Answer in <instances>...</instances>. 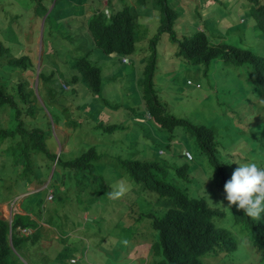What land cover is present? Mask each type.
<instances>
[{
  "label": "rangeland",
  "instance_id": "rangeland-1",
  "mask_svg": "<svg viewBox=\"0 0 264 264\" xmlns=\"http://www.w3.org/2000/svg\"><path fill=\"white\" fill-rule=\"evenodd\" d=\"M106 1L0 0L1 85L17 98L15 105L0 108V151L4 147L5 151H13L6 143V146L1 144L4 139L2 131L7 126L14 128L15 119L20 118L25 128H43L49 138L50 151L60 155L62 160L72 159L94 147L101 156L93 163L91 178L102 176L103 190L110 187L112 191L119 184L128 188L118 199L108 195V201L100 200L94 204L92 207L100 210V216L92 207H85V203H76L71 190L73 201L65 208L70 213L65 220L75 221V227L68 229L63 223L61 214L64 208L59 211L52 208L55 214L48 216L53 221L59 213L60 218L55 225H43V235L34 233L37 242L26 247L38 254L30 259L31 263L57 264V260L58 264H71V257L79 259L72 264L153 263V249L139 245L143 241L151 242L149 235L156 236L150 218L142 212L156 210L155 202L161 199L154 192H148L141 183L130 179L117 162L120 157L165 160L166 165H173L176 172L179 167L187 165V184L177 176L172 179L174 184L188 189L192 196H205L210 206L222 211L221 216L214 217V222L227 228L237 241V248L232 252L217 251L202 256L205 263L264 264V252L253 247L249 231L235 221L231 209L221 202L223 198L216 170L207 154L183 125L178 124L169 130L155 118L147 119V108L142 99V66L146 61L143 54L150 52L149 45L156 48L158 57L153 78L156 93L168 113L212 128L219 146L218 157L230 175L237 166L231 163L233 159L240 162L254 159L264 166V95L251 76L252 66L249 63L234 64L220 57L212 59L207 66L190 62L176 54V44L166 32L150 41L158 34L162 15L158 0H145L143 4L137 0H109V6L120 1L137 8L139 41L135 52L126 55L129 63L121 69L116 63L119 71L110 77L106 67L108 58L101 48L92 45L91 41L88 43L85 33L87 15H91L96 7L106 6ZM167 3L178 13L173 28L180 36L203 30L213 44L229 43L250 48L264 56V31L252 17L247 0H167ZM86 46L83 53L81 47ZM88 50L89 59L103 69L100 93L92 92L77 64ZM25 54L30 55V59L20 61L29 67L9 66L10 59L16 60ZM116 56L119 60L122 54ZM108 118L114 121L103 123L104 126L115 125L110 130L100 125ZM60 121L64 127L74 130L66 139L57 130ZM21 146L25 147L22 143ZM185 150L191 153V157L185 156ZM14 157L24 160L20 150L14 152ZM45 162L50 165V161L44 158ZM9 165L10 158L0 156V166ZM33 165L32 157L31 165L24 167L23 174L12 176L13 182L20 176H27L26 191H34L37 189V179L32 174L34 168L37 175H41L38 177L45 181L44 185L48 184L53 191V200L56 199L60 194L58 189L68 182L60 172L61 168L67 170V167L56 164L47 174L46 170L42 173L43 167ZM79 175L80 188H75L74 195L84 200L98 196L84 173ZM181 178L185 179L183 175ZM70 180L75 182L74 177ZM6 191L19 193L22 190L17 185H9ZM147 193H152L151 198H146ZM46 196L45 189L39 198L45 199ZM57 204L58 200L48 202L45 208ZM1 210H4L3 204ZM165 211L166 207L161 213ZM125 236L130 237L129 245L123 238ZM135 244L137 248L132 250ZM148 251L151 254L144 258Z\"/></svg>",
  "mask_w": 264,
  "mask_h": 264
},
{
  "label": "trees",
  "instance_id": "trees-1",
  "mask_svg": "<svg viewBox=\"0 0 264 264\" xmlns=\"http://www.w3.org/2000/svg\"><path fill=\"white\" fill-rule=\"evenodd\" d=\"M108 1L107 6L111 11L110 17L106 15L103 9L93 11L94 13L87 19L85 30L92 37L94 44L105 53L131 54L135 52L137 46V8L120 1L111 3L112 5L109 6ZM254 1L256 6H253V15L258 25L263 26L264 2L261 4L259 0ZM158 2L162 6V15L158 34L150 41H155L161 33L166 32L170 40L177 44V54L190 62L204 63L207 66L213 58L222 57L227 62L234 64L249 62L259 72L264 71V57L253 53L249 49L228 44H211L206 33L199 30L190 35H178L173 28L175 19L178 16L177 12L168 5L167 0H158ZM137 3L143 4L145 0H137ZM156 57V48L151 46V51L142 69V96L145 104L152 110L156 121L162 126H166L169 130H173L178 124L184 126L195 138L200 149L207 154L210 164L217 169V178L219 174L220 184L223 188V184L229 178L224 171L222 161L216 155L215 132L209 126L192 123L168 113L153 86L152 76L157 62ZM26 58L28 57L23 56L21 59ZM13 62L16 66L23 65L20 59ZM77 64L84 72L92 92L100 93L102 83L101 68L95 65L87 54L81 57ZM259 80H261V84L264 87V75L259 76ZM254 81L259 83L256 78H254ZM7 104L15 105V97L6 93L0 85V107ZM114 126L105 125L104 127L110 130ZM23 133L27 136L26 142L28 145H32L33 149L42 150L50 158H54V155L48 151L43 141L45 133L41 128L25 129ZM4 134L6 135V131ZM21 155L24 160L17 162L12 175L23 174L24 167H29L32 163L29 151L23 150ZM100 156L101 153H98L94 147H90L82 152L80 156L70 160H59L58 162L67 167V170L61 169L63 176L68 181L71 175L77 181L80 172H83L87 179L100 181L102 177L95 175L94 178H91L90 176L93 163ZM118 161L136 183H141L148 192H154L161 199L157 201H161L163 206L166 207L164 215L149 214L152 217V227L158 232V240L154 246H151L159 256L156 264H200L197 260L199 254L210 250L216 251L218 248H223L227 251L236 248L237 242L229 230L217 226L214 222V217L220 216L222 212L211 207L203 195L192 196L189 194L188 189L174 184L172 180L174 178H170L165 167L158 161L136 158H119ZM185 169L186 167H180L177 172L182 175ZM32 174L35 177L37 176V173L33 171ZM176 176L181 178L179 175ZM16 182H23V179H16ZM183 183L187 184L186 182ZM67 186H69V183L66 186L63 185L60 192L65 194ZM189 189L191 191V186H189ZM97 190L100 191L101 198L106 197L109 193V188L107 190L98 188ZM69 192L70 189H67L66 193ZM150 194L152 193L146 194L147 199L151 198ZM65 195L67 197V194ZM97 200L93 199V201ZM231 210L235 221L251 232L252 245L260 248L257 249L260 252H264V215L253 217L234 209ZM30 225H34V222L29 220L28 216L18 214L13 220L10 241L8 223L5 220H0V264H22L14 249L24 245L22 243L25 241V237L17 230V227L26 228ZM28 240L29 238L27 237L26 242Z\"/></svg>",
  "mask_w": 264,
  "mask_h": 264
},
{
  "label": "clouds",
  "instance_id": "clouds-1",
  "mask_svg": "<svg viewBox=\"0 0 264 264\" xmlns=\"http://www.w3.org/2000/svg\"><path fill=\"white\" fill-rule=\"evenodd\" d=\"M247 1L249 2V8H250V11H251V15H252V17L255 20V17H254L253 12H252L253 6H256L255 1L254 0H247ZM259 1L261 2V4H263V2H264V0H259ZM106 4H107V1H106ZM97 9H103L104 12L106 13V15L108 17H110L111 11H110V9L108 8L107 5L106 6H103V7H99V8L96 7L95 9H93V11H95ZM93 13L94 12H92V14ZM88 16L89 15H87V17ZM137 23H138V21H137ZM256 24L258 25L257 21H256ZM258 27L262 31H264V25L263 26H259L258 25ZM85 28H86V26H85ZM199 31H203V30H199ZM182 35H187V34L182 33ZM90 38H91V40H93L91 36H90ZM209 40H210V38H209ZM138 44H139V41H138V38H137V45ZM211 44H213V43L211 42ZM221 44H228L230 46H235V45H232V44H229V43H220V44H214V45H221ZM92 45H95L94 44V41H93V44ZM236 47H240V48H245V49L251 50L250 48H246V47H241V46H236ZM86 49H87V46L84 49L81 47V50L82 51L83 50H86ZM148 50L151 51V46H149V45H148ZM251 51L253 53H255L253 50H251ZM89 52H90V50H88L86 54L88 55ZM149 53L148 54H146V53L143 54L144 59L147 60V58L149 56ZM104 54L105 55H109L108 53H105V52H104ZM118 54H116V55H118ZM176 54H177V44H176ZM255 54H257V53H255ZM126 55L127 54H122L121 57H122V59H123L124 62L129 63L128 58L126 57ZM139 55H141V54H139ZM257 55H260V54H257ZM23 56H27L28 57V58H26L27 60L30 59V55H28V54H25ZM179 56H181V55H179ZM260 56H263V55H260ZM88 58H89V56H88ZM217 58H219V57H217ZM220 58H222V57H220ZM19 59H21V58H19ZM156 59L158 61V57H156ZM16 60H18V59H16ZM13 61L14 60H11V59L9 60V66L10 67H13V68L14 67L15 68H27V67H29L24 62H21V64H23V65L16 66V65L13 64L14 63ZM11 62H12V64L14 66L11 64ZM145 63H146V61L143 63L142 69H143ZM245 63H249V62H245ZM245 63H240V64H245ZM240 64H238V65H240ZM249 64L252 66V69H253L252 72H251V76H252L253 80H254V78L258 79L259 83L256 82V81H254V82L261 88V90L263 92V95H264V87L261 84V80H259V76L264 75V71L263 72H259L257 69L254 68V66H253L252 63H249ZM29 65L32 66V63L30 62ZM156 66H157V62H156ZM156 66H155L154 72L156 70ZM101 71H102V68H101ZM154 72H153L152 80L154 78ZM0 73H1V71H0ZM101 74H102V72H101ZM21 84L22 83H20V86H21ZM61 84H62V86L66 87V85L63 83V81H61ZM0 85H1V79H0ZM153 86H154V89L156 91V87H155L154 80H153ZM1 87H2V85H1ZM2 89H3V87H2ZM21 92L23 93L22 90H21ZM6 93H8V92H6ZM9 94H12V93H9ZM14 97H15V100H17V98H16L15 95H14ZM142 99H143V96H142ZM143 101H144V99H143ZM144 104H145V101H144ZM145 106L147 108L146 118L147 119H151L152 117L154 118L152 110L149 109L146 104H145ZM0 108L3 109V108H5V106L0 107ZM2 109L0 111H2ZM166 109H167V107H166ZM18 112L19 111H17V113ZM20 120H21L20 118H18V119L16 118L15 121L13 120L14 121V128L9 129V128H7L8 127L7 126L6 129L4 128L3 131H2L3 132L4 139L2 140L1 144L5 145V143H6L7 148L12 149L13 151H5L6 147L3 148V151H0V156L2 158H4V157L8 158L9 157L10 158V161H11V165L6 166L5 168H3V167L0 166V174H1V178H0V211H2L1 210L2 204L4 205V210L2 211V214L0 212V220H5L8 223V226H9V239H10V241H11V235H12V229H13V220H14V218L18 214H21V215H24V216H28L29 217V220H31L32 222H34V225H30V226H28L26 228H22L21 226H18L17 227V230H19L21 232V234L25 237V241L22 243L24 245H22V246L20 245V247L18 249H20L21 247H23V249H25V250H22V249H20V250L14 249L17 257L20 260V263H22V264H32L30 259L33 258L35 255H38V254L35 251H30L28 249L29 247L28 248H26V247L28 245H30V244L31 245H34L37 242L38 239H37V237H35L34 233H37L39 235H43L44 234L43 233V225H51V224L55 225L57 223V219L60 218V214L59 213H57V215L54 216V220L53 221H52V218H50L48 216V214H55V210L52 209V208H57L58 211L61 208H64L63 213L61 215L63 217L62 218L63 219V223L68 226V229H73L75 227V225H76L75 221L73 223H70V222H68V221L65 220L66 217L68 215H70L69 210H67L65 208H66V206L72 204V202H71V204H69L70 201H73L72 200L73 197L70 196V192L69 193H66L67 192V189H70V191L71 190L73 191L72 195L75 197L74 200H76V203L78 201L80 203H85L84 204L85 207H92L94 204H96L100 200H102V201H108V199L106 198L108 195L112 199H118V198L122 197L128 191V188L124 184H119L118 186H116L111 191V188L108 187L109 188L108 195L106 197H104V198H101L100 197V191L97 190L98 188H101L102 185H103L102 182H101V180L100 181H94L93 179H87L86 178L89 181V185L90 186H93V188H95L97 190V192L99 193V195L98 196H95V197H90L87 200H84L80 196L74 195L75 188L76 187L78 189L80 188L79 187L80 175H79L77 181H76V178L73 175H71L70 177H74L75 178V182L72 183L71 180H70V177H69V181L67 182V184L69 183V186L66 187V192H65V194H67V197H66V195L64 193L60 192L61 189H58V193H60V194H57L56 199L53 200V197H54L53 191H50V188L48 187V184H46V186H45L44 185L45 181H42L41 180V177H38V176H41V175H37L36 176V179H37V189H35L34 191H26V190H28V188L25 187L26 182H27V176H21L20 178H17V179H23V182H16V179L13 182V180H12V176H13L12 175V172L15 169L17 162L20 160V159H15V157H14V152L15 151H19V150L20 151H23L24 150V151H29V153H30V151H32L30 153V156L33 157V164H34L33 166L34 167L35 166L43 167L42 173H44L45 170H46L47 174H49L50 169L52 167H54L56 164H59L58 161L59 160H62V159H61L60 155H56V154H54V153H52L50 151L49 144H48L49 143V138L47 137V135L44 132V129L43 128H41V130L45 133L44 134V137H43V141H44V143H45L48 151L51 154L54 155V158H50L42 150L33 149L32 148V145L31 146L28 145L27 142H26L27 141V136L24 135L23 130H25V129L32 130L33 128H40V127L34 126L31 129L25 128V127L22 126L23 124H21V121ZM60 120H61V118H60ZM56 127H57V130L59 131V135L62 138L66 139L67 137L70 136V135L69 136H64L61 133V131H63V130H68L67 127H64L63 126V124H62L61 121L57 123ZM164 127H166V126H164ZM5 131H6V135L4 134ZM21 143L24 144V146H25L24 148H22ZM216 144H217V147H216L217 148L216 155L218 157V154H219V146H218L217 140H216ZM184 154H185L186 157H191V153L188 150H185L184 151ZM78 156H80V155H78ZM75 157H77V156H75ZM44 158L50 161L49 168H47V166H48L47 163L46 162L44 163ZM119 158H117V162H118L119 166H121L120 163H119V161H118ZM219 159H220V161H222L221 158H219ZM140 160H142V159H140ZM145 160L158 161L162 166L165 167V169L167 170V172L170 175V178H174L176 175H179V176H182L183 175L184 178H185L184 180L182 178H179V177L178 178L181 181L187 183V178H188L187 177V175H188L187 165L181 166V167H186L185 171L181 175L180 173L176 172V169H174L173 165H171L170 163H168V165L170 166V170H171V171H169V166L166 165L167 164V161H165V160H161V159H157V160H154V159H145ZM231 163H235L237 165L233 169L231 175L227 171V169L225 168V165H223L224 171H225L227 177L229 178L223 184V188H222V186L220 184L219 174H218V178L216 176L217 181H218L219 186H220V189H221L222 198H223L221 202L223 203L224 206H226V207H228L230 209H234L236 211L245 213V214H247L249 216L261 217L262 215H264V166L258 164L254 159H245L243 162H240L237 159H233L231 161ZM51 164H52V166H51ZM222 164H223V162H222ZM33 170H34V173H37V171H35L34 168H33ZM60 172L62 174V177H64L63 176L62 169L60 170ZM217 173H218V171L216 169V174ZM98 176H100V175H98ZM211 176H210V178H211ZM100 177H102V176H100ZM210 178H208V179H210ZM130 179L132 181H135L131 177H130ZM9 185H17V186H19L20 187V190H22L19 193H23V194L22 195H19V193L7 192L6 191V186H9ZM41 186H42V188H41ZM65 186H66V184H65ZM45 189L47 190V196H46V198L45 199L44 198H39L40 194ZM198 196H200V195H198ZM198 196H196V197H198ZM93 199H98V200L97 201H93ZM205 199H206V197H205ZM55 200H58V204L57 205H51V206H48V208H45L46 207V204L48 202H52V201H55ZM39 202H40V204H38ZM155 205L157 207L156 210L149 211L148 213L142 212L143 214H146L150 218V225H151V227H152V217L149 215L150 213H156L158 215H164L165 214V213H161L162 210H163V207H164L161 201H156L155 202ZM92 208L95 209V211L98 212L99 213V216H100V214H101L100 210L98 208H95V207H92ZM215 209H217V208H215ZM85 211H87V210H85ZM125 211H124V213H125ZM218 211H220V210H218ZM124 213L122 214L123 216H124ZM140 214H141V212H140ZM222 214H223V212H222ZM141 216H142V214H141ZM100 218H102V217H100ZM85 219H87V217H85ZM70 225H74V226L73 227H70ZM31 231H32L33 234L30 233ZM249 235H250V240H251V243H252L253 240H252V234H251L250 231H249ZM149 236H151V239H152L151 242L143 241V242H140L139 245H142L144 247H149V248L153 249L151 246H154L155 242L158 240V232L156 231V236L154 234H151ZM27 237L29 238V240L26 242V238ZM123 238H125V242L127 243V245H129L130 244V237L129 236H125ZM145 239H143V240H145ZM234 240H235V238H234ZM102 241H103V238H102ZM136 245L137 244L134 245V247H133L132 250H135L137 248ZM236 248H237V246H236ZM236 248L235 249L233 248V250H231V251H227V250H225L223 248H218L216 251L210 250V251H207V252H205L203 254H199L198 257H197V260H198V262L200 264H225L223 262H220V263L219 262L205 263L202 260V256L206 255L207 253H213V252H217V251L218 252H222V253H229V252H232V251L236 250ZM254 248L257 249L256 247H254ZM40 252H42V250ZM150 254H151V252L148 251L146 253V255H144V258L147 257V255H150ZM153 254L155 255V258H154V261H153L152 264H156L157 263V260L159 259V256H158V254H156V252H154V249H153ZM163 258H164V256H163ZM39 259L41 261V257L40 256H39ZM78 261H79V259H76L74 257L69 258V263H71V264L72 263H77ZM55 262L58 264V261L57 260H55Z\"/></svg>",
  "mask_w": 264,
  "mask_h": 264
},
{
  "label": "crops",
  "instance_id": "crops-1",
  "mask_svg": "<svg viewBox=\"0 0 264 264\" xmlns=\"http://www.w3.org/2000/svg\"><path fill=\"white\" fill-rule=\"evenodd\" d=\"M90 16V15H89ZM88 16V17H89ZM85 33H86V36H87V38H88V43L91 41L92 42V44H93V40H91V38H90V36L87 34V32H86V30H85ZM85 51L86 50H83V53H85ZM105 57H107L108 58V64L106 65V67H107V71H108V74H109V76L110 77H113L115 74H117V73H115L116 71H119L118 69H117V64L116 63H119L120 64V69L124 66V65H126L127 63L126 62H124L123 61V59H122V57H119L120 59L119 60H117L118 58H117V56H116V54L115 53H113V54H109V55H105ZM122 66V67H121ZM102 82H103V69H102ZM101 90H102V83H101ZM111 121H114L112 118H108L106 121H101V123H100V125H103L104 123L103 122H106V123H110ZM74 130H72V129H68V130H63V131H61V133L64 135V136H69V135H71V133L73 132Z\"/></svg>",
  "mask_w": 264,
  "mask_h": 264
}]
</instances>
